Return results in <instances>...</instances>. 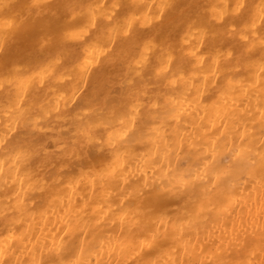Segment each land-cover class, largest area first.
Listing matches in <instances>:
<instances>
[{"label": "bare ground", "instance_id": "obj_1", "mask_svg": "<svg viewBox=\"0 0 264 264\" xmlns=\"http://www.w3.org/2000/svg\"><path fill=\"white\" fill-rule=\"evenodd\" d=\"M84 2L108 5L104 10L110 11L116 0ZM247 2L258 12L264 0ZM12 3L18 10L20 0ZM13 14L0 9V28ZM16 51L23 58L28 48L21 45ZM93 55L99 60L103 53L89 48L80 59ZM260 56L256 49L248 60L225 57L190 72L173 97L174 110L157 121L154 142L132 145L114 168L101 154L85 157L78 142H70L63 153H41L19 164L0 155V264H30L34 256L40 258L41 246L54 238L59 241L65 229L83 242L79 257L85 264H97V259L100 264H247L254 251L260 254L254 257L258 264L264 255V181L258 158L252 164L256 149L251 154L244 149L264 140L258 103L264 94ZM77 71L71 65L61 69L66 80ZM74 87L73 79L61 87L38 83L31 91L54 109L59 98L63 110ZM10 88L14 86L0 88V124L7 123L2 109ZM101 92L109 102L118 100L119 80L107 79ZM72 103L69 100V107ZM52 126L67 125L53 116ZM197 142L215 155L228 179L205 181L185 192L179 177L168 173ZM45 259L55 260V255Z\"/></svg>", "mask_w": 264, "mask_h": 264}, {"label": "snow or ice", "instance_id": "obj_2", "mask_svg": "<svg viewBox=\"0 0 264 264\" xmlns=\"http://www.w3.org/2000/svg\"><path fill=\"white\" fill-rule=\"evenodd\" d=\"M108 7L84 0H20L17 10L12 0H0V9L14 13L0 28V88L14 86L2 109L7 123L0 124V155L19 164L41 153H63L70 142H78L85 157L101 154L114 168L132 145L154 142L157 121L174 110L173 97L190 72L225 57L248 60L256 49L264 65V2L258 12L247 0H116L110 11L104 10ZM190 35L196 39L189 40ZM21 45L28 48L23 58L16 51ZM89 48L103 55L81 61ZM69 65L78 71L66 80L61 69L67 71ZM113 76L122 95L109 102L101 85ZM73 79L75 87L64 99L63 110L59 98L54 109L31 91L38 83L61 87ZM258 103L264 124V94ZM53 116L67 126L49 127ZM189 147V154L168 173L179 177L185 192L205 181L228 179L213 153L205 152L199 142ZM253 148L252 164L258 158L264 181V140L244 151L251 154ZM146 189L142 186L141 194ZM64 231L59 241L54 238L41 246L40 258L34 256L30 264H85L79 257L83 242L71 230ZM51 254L55 260L45 259ZM256 255L254 251L247 264H255ZM258 264H264V255Z\"/></svg>", "mask_w": 264, "mask_h": 264}]
</instances>
